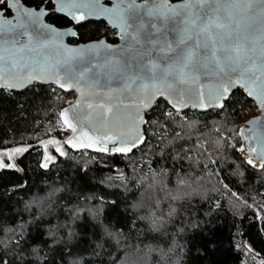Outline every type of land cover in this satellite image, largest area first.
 Wrapping results in <instances>:
<instances>
[{"label":"snow or ice","instance_id":"snow-or-ice-1","mask_svg":"<svg viewBox=\"0 0 264 264\" xmlns=\"http://www.w3.org/2000/svg\"><path fill=\"white\" fill-rule=\"evenodd\" d=\"M238 95L259 115L236 122ZM37 101L65 137L38 140L45 173L69 149L82 160L140 153L148 170L113 165L99 185L121 199L84 193L75 177L6 190L28 195L14 217L0 212V264H197L225 253L264 264L253 246L264 245V192L212 182L227 169L264 184V0H0V105L23 113ZM31 147L6 134L0 170L21 172ZM75 170L87 176V161Z\"/></svg>","mask_w":264,"mask_h":264},{"label":"trees","instance_id":"trees-1","mask_svg":"<svg viewBox=\"0 0 264 264\" xmlns=\"http://www.w3.org/2000/svg\"><path fill=\"white\" fill-rule=\"evenodd\" d=\"M95 35V33L93 34ZM241 103L238 105V111L243 109L241 115L236 117V122H242V120L247 119V116L254 108V104L250 100L240 98ZM44 109L39 107V101H37V106H28V110L21 113L14 110L12 107L4 108L0 105V139H4L6 134L9 138H13L16 141L20 140L23 136V142L27 144H36L39 139H47L49 136L58 138L60 140L64 139L63 135L57 136L55 131H52V127L47 120L44 119ZM195 119V117H193ZM215 119L213 116L207 118L208 122ZM39 124V127L34 131L33 126ZM47 132V135L45 133ZM53 132V136L51 135ZM40 149H35L28 151L22 157L18 158V163L23 169L25 177L22 178L17 172L12 170H0V212L7 214L10 218L15 216V213L20 210V205L17 203L18 198H26L27 191H18L11 199L8 198L6 190L13 188L14 186L21 185L27 181L29 187H35L36 185L48 183H65L67 181L73 180L75 177V182L78 184L84 193H97L108 197L109 199H121L122 195L119 191H113L112 189H105L99 185V181L105 177H115L116 173L112 170L113 165L121 170L126 169V173L131 175V168L137 166V171L139 173V165H145L144 170L147 171V161L141 157L140 153H137L136 157L132 160L136 161V165H133L132 160L117 159L115 161L103 157L98 154L89 153L88 156H83L82 153H74L68 150V157L57 156L55 164L50 165V171L47 173L44 170L39 169L38 162L41 159ZM51 151V148H50ZM54 154V153H53ZM95 155V160L90 159L91 156ZM87 161L88 163V173L87 176H82L75 169L77 163H83ZM142 174V173H141ZM217 180H223L227 183L233 191H237L240 194H247L249 196L256 195L259 199V193L264 192V184L257 186L254 178L250 179L248 182L243 184L239 183L238 180L229 176L228 170L221 172L219 176L213 178V184ZM251 185V186H250ZM123 208V204L120 205ZM110 223L119 226H124V230L127 233L130 226V221H126L122 215H120L116 210L108 208L105 213ZM91 228L86 231L82 230V235L90 236ZM255 231V229H253ZM137 238V233L133 232L131 234L132 242H135ZM88 239L80 241L81 248L86 249L89 244ZM253 246L260 250L264 245H262L255 237H253ZM112 255L116 254V249L113 248ZM110 259V257L105 258ZM219 260L220 264H238L235 257L230 253H225L222 256H217L215 254L211 257H206L204 260L198 261L197 264H215Z\"/></svg>","mask_w":264,"mask_h":264},{"label":"water","instance_id":"water-1","mask_svg":"<svg viewBox=\"0 0 264 264\" xmlns=\"http://www.w3.org/2000/svg\"><path fill=\"white\" fill-rule=\"evenodd\" d=\"M259 115V114H258ZM63 140V139H62ZM35 149H40V146H39V143H36V144H33L32 145V147L29 149V151H32V150H35ZM70 150V149H69ZM70 151H72V150H70ZM73 152V151H72ZM81 152H83V150L81 151ZM81 152H74V153H81ZM88 153H91V151L90 150H88ZM92 154H94V153H92ZM99 155V154H98ZM19 167H20V165H19ZM21 168V167H20ZM22 169V168H21ZM22 178H24L25 177V174H24V171H23V169H22V171L21 172H17ZM25 182H27V181H25Z\"/></svg>","mask_w":264,"mask_h":264},{"label":"rangeland","instance_id":"rangeland-1","mask_svg":"<svg viewBox=\"0 0 264 264\" xmlns=\"http://www.w3.org/2000/svg\"><path fill=\"white\" fill-rule=\"evenodd\" d=\"M71 98V97H70ZM258 110L256 108V106L254 105V108L252 109V111L249 113V115L247 116V118H250L253 115H258Z\"/></svg>","mask_w":264,"mask_h":264},{"label":"built area","instance_id":"built-area-1","mask_svg":"<svg viewBox=\"0 0 264 264\" xmlns=\"http://www.w3.org/2000/svg\"><path fill=\"white\" fill-rule=\"evenodd\" d=\"M51 135H52V136L54 135L53 132H51Z\"/></svg>","mask_w":264,"mask_h":264}]
</instances>
